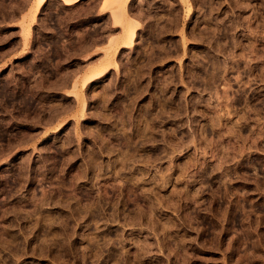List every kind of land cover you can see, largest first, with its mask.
Instances as JSON below:
<instances>
[{
	"label": "rangeland",
	"instance_id": "374dc122",
	"mask_svg": "<svg viewBox=\"0 0 264 264\" xmlns=\"http://www.w3.org/2000/svg\"><path fill=\"white\" fill-rule=\"evenodd\" d=\"M38 1L0 0V264H264V0Z\"/></svg>",
	"mask_w": 264,
	"mask_h": 264
},
{
	"label": "bare ground",
	"instance_id": "6f19581e",
	"mask_svg": "<svg viewBox=\"0 0 264 264\" xmlns=\"http://www.w3.org/2000/svg\"><path fill=\"white\" fill-rule=\"evenodd\" d=\"M47 1H48V0H39V1H38V9L42 10L44 4H45ZM78 1H81V0H68L67 2H68L69 4H73V3H77ZM160 1H161V0H160ZM162 1L165 2V0H162ZM143 8H144V7H142V9H143ZM142 9L139 8V10H142ZM139 10H138V11H139ZM144 10H147V9H144ZM142 11H143V10H142ZM139 12H140V11H139ZM139 12H137V13L135 14V16L138 15ZM147 12H148V11H147ZM147 12L144 11V14H147ZM139 14H140V13H139ZM141 14H142V15H141ZM141 14H140V15L143 16V13H142V12H141ZM150 14H151V13H150ZM140 15H139V16H140ZM148 15H149V12H148ZM148 15H147V16H144V18H145V17H148V18L151 19V17H149L150 15H149V16H148ZM141 16H140V17H141ZM151 16H152V19H153L154 16H153L152 14H151ZM176 16H177V15H176ZM170 17H171V16H170ZM144 18H143V19H144ZM141 19H142V17H141ZM150 19H149V20L146 19V20H148L149 22H151L152 20H150ZM171 19H172V18H169V20H168L169 23H173V22H174V20H173V19L171 20ZM139 20H140V19H139ZM146 20H145V21H146ZM145 21H144V22H145ZM149 22H148V23H149ZM146 23H147V21H146ZM144 27H145V28H144ZM144 27H143V28H144L145 31L143 30V32H147V33H149V32L151 31V29L149 28L148 25H147V26H144ZM152 32H153V31H152ZM152 32H150V33H152ZM147 33H146V34H147ZM150 33H149V34H150ZM140 34H141V33H140ZM140 34H139V35H140ZM128 75H129V72H128ZM128 75H127V76H128ZM136 76H137V75H136ZM149 114H151L150 110L148 111V109H146V110H145V113H144L143 115H145V117H147ZM149 117H150V116H149ZM151 117H152V116H151ZM148 119H149V118H148ZM150 119H151V118H150ZM93 151H94V150H93ZM93 151H92V152H93ZM92 154H93V153H92ZM90 155H91V154H90ZM91 158H92V160H93L94 157H91ZM89 160H90V158H89ZM95 164H96V163L94 162V165H95ZM96 165H97V164H96ZM96 165H95V166H96ZM96 169H97V168H96ZM93 171H94V170H93ZM95 172H96V171H95ZM95 176H96V175H95Z\"/></svg>",
	"mask_w": 264,
	"mask_h": 264
}]
</instances>
